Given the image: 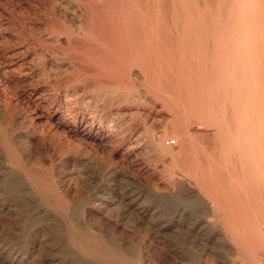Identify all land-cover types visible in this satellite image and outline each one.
<instances>
[{"label": "bare ground", "instance_id": "obj_1", "mask_svg": "<svg viewBox=\"0 0 264 264\" xmlns=\"http://www.w3.org/2000/svg\"><path fill=\"white\" fill-rule=\"evenodd\" d=\"M81 1L76 0L81 9V20L75 29L61 20L49 31L54 40L58 41L59 37H66L69 51L62 48L52 51V48H38V46L36 48L34 46L33 55L40 71L37 74L32 73V69L30 72L22 71L23 63L21 61L22 64L18 63L15 60V53L5 55V57L8 56V59L5 63L0 62V79L3 82L5 80V83L10 82L12 88L15 89L14 95L17 98L15 97L13 106L21 109L24 119L30 127L29 135L39 140L42 145L51 140L58 141L60 152L67 158H72L75 164L72 170L78 173L85 163L92 159L103 158L105 152L109 161L113 159L122 161L135 159L137 161L138 156H144L142 152L149 155L155 149V158L165 160L163 157L171 153L165 129L156 134L147 125L142 132H139L140 130L137 131L134 125L135 118L132 114L121 110H109L110 112L106 113V110L103 112L104 110L100 109L101 106H106L104 102L109 103L107 106L115 108L119 107L120 102L127 106L137 102V98L135 99L132 94L134 89L121 84L119 78L123 73L122 68L126 69L124 73L129 74L133 66L138 67L147 86L145 91L150 92L160 102L162 108L171 112V121L177 133L181 131L186 116L197 121L200 127L202 123L216 128L220 135L218 140L225 144L223 146L224 160L229 168L224 166L225 168L219 171L212 163L211 157L206 156L210 168L206 174L201 171L212 182L219 176L224 179L232 178L244 181L243 188L232 189V191L240 190L239 193H244L247 196L246 202L252 208L248 218L253 221V226L238 228L231 225L230 230L236 236H243V238L232 241L239 246L238 249L243 247L242 244L251 246V251H254L255 255L251 256L254 261L250 264H264L262 258L264 223L258 222L259 217L264 215V0H102L109 11L107 15L100 13L94 4L81 5ZM13 11L15 10L13 9ZM35 36L37 37V35ZM17 38L19 37L17 36ZM50 42L52 43V41ZM2 43L4 45V42ZM45 51L49 52V60L46 58ZM58 51L61 52L62 57L56 55ZM84 57L91 64L93 63L90 71L76 67L78 64H88V60ZM64 62L74 63L71 76L66 80L52 78L54 73H60L58 72L60 64L64 65ZM101 62H108L110 66L114 65L116 70L111 72L104 69ZM16 68L19 69V72L18 76L14 77L16 74L13 76V73ZM67 71L65 66L62 72L67 73ZM39 76L43 83L41 85ZM87 83L90 84L88 90L93 96L89 97L87 92L86 96L88 97L86 98L80 95L79 87ZM47 86L52 89H42ZM82 88L80 87V90ZM84 94L86 93L84 92ZM4 98L6 97L0 98V100L6 106H11L10 99ZM92 99H94V104H90L89 100ZM18 116L20 117L19 114ZM21 118L23 117L21 116ZM11 125L12 118L10 114H6L0 129L5 135L10 164L16 166L27 176L30 184L44 196L46 201H50L51 204L67 213L70 209V202L65 196L66 191L64 192L57 184L56 174L53 175L49 169L42 170L38 167L28 166L27 162L31 158L38 160L40 155H31L30 151L28 154L26 153L27 155H23L17 152L18 149L17 151L13 149L10 134ZM186 135L185 141L189 143L190 149L193 137L190 132ZM183 145L180 144L178 150L171 154L172 158L179 163L187 160V157L183 159L182 156ZM199 156L201 155L199 154ZM146 159L148 160L147 156ZM105 165L107 166V164ZM198 169V162H192L184 167V170L189 171L190 174L191 172L195 173ZM116 174L117 169L110 171L114 183L102 191L100 199L104 200V198L118 195L119 202H127V209L136 211L144 200L142 193L136 191V187L130 183V185L127 184L126 192L120 195V191L117 190L119 182L115 180L116 178L113 179ZM1 175L0 193L13 201L12 207L17 206L16 209L26 213L24 214L25 226L29 227L34 219L28 215L31 207L28 188L16 171L2 170ZM201 177L203 176L201 175ZM212 182L207 186V192L221 194L224 189ZM225 191L227 195L230 194L229 189ZM207 202L212 203L213 206L218 205L219 207L220 205L222 208L219 199L209 198ZM163 215L164 212L144 215L139 211L136 212L137 226L147 222L153 243H156V248L153 247L156 254L145 259L139 248L135 255L139 239L137 241L136 238L132 244L134 249L131 250L132 246L118 242L113 233L106 234L88 226L87 228L81 227L75 223L66 231L67 243L61 237H56V241L65 257L75 258L76 256L68 248V244H71L76 247L79 253L96 258L98 264H181L178 259H181L183 255L190 261H195L194 255L187 253L184 249L178 253L174 252V256H171L172 261L168 259L169 255L165 250L167 240L170 241V225L167 224ZM43 221L46 220L40 219L39 221L40 229L48 235H55L57 228L52 224L44 228ZM135 231L132 230L133 233ZM176 231L178 234H174L172 237L178 240H181L179 239L180 235L189 234L185 231ZM136 232L137 236L141 234H139L141 232L139 230ZM172 232L175 233V231ZM199 240H196L197 244H199ZM180 242L184 243V240ZM259 252H261L260 255ZM134 255L140 261L139 263L133 259Z\"/></svg>", "mask_w": 264, "mask_h": 264}, {"label": "rangeland", "instance_id": "obj_2", "mask_svg": "<svg viewBox=\"0 0 264 264\" xmlns=\"http://www.w3.org/2000/svg\"><path fill=\"white\" fill-rule=\"evenodd\" d=\"M13 1L0 0V4L2 3L0 5V43L4 42L5 47H7L5 48L3 43L0 44V48L2 47V49H0V60L2 59L0 62L5 63L6 59H8V56L5 57V55H8L9 53H15V60L18 61V63L20 61L23 63L24 67H21L22 71L30 72L32 69L31 72L37 74L40 71L38 68V64H36V58L33 55L34 46H36V48L37 46L38 48H52V51H56L59 48L69 51V46L67 44L66 37H59L58 41L54 40V38L50 35L49 31L52 26H55V24L59 23L61 20H64L67 24L71 26V28L75 29L80 23L79 21L81 20V9L78 6V2H76V0ZM81 2V5L87 4V6H89V3L94 4L95 7L100 11V13H104L103 15L109 14V11L106 8V4L102 0H82ZM68 3L69 5H67ZM13 9L15 11H13ZM21 21L23 22L21 23ZM49 21L51 22L48 23ZM49 26L50 28H48ZM15 29L16 31H14ZM34 34L37 35V37ZM17 36L21 39L18 40L19 38H17ZM28 40L30 41L28 42ZM18 41L19 43H21H17ZM50 41H52V43ZM60 53L61 52L58 51L56 55L62 57V54ZM31 55L34 57H32ZM45 55H47L46 58L49 60L50 57H48V51H45ZM30 59L33 61H31ZM84 59L88 60L85 57ZM87 62L88 64L75 65L76 67H80L82 69L84 68L86 70L88 69V71H90L89 69L93 67V63L91 64L89 60ZM101 63L103 68L108 69V71L112 72L116 70V67L114 65H108V62ZM60 65L62 67H60L58 71L60 73H57L58 75L54 73V75H52L51 77H57V79L66 80L69 76H71V72L74 69V63L64 62V65L63 63ZM65 66L68 69L67 73L62 72ZM47 67H49V64H47ZM18 70L19 69L16 68V71L13 73V76L16 74L14 77L18 76ZM122 72L123 73L120 75L119 80L121 84L130 86L134 89L132 94L135 99L137 98V102L133 103L131 106H127L120 102L119 107H116L117 109L112 106H107L109 103L107 104L106 102H104L106 106L100 105V109L104 110L103 112H105L106 110V113L110 111L121 110L122 112L129 113L130 115L132 114L135 118L134 125L136 126L137 131L140 130L139 132H142L144 127L147 125L150 126L153 133L156 134L160 133L161 130L165 129V134H167L168 136L167 142L170 146L171 153L163 157L165 158V160L162 158H155L154 153L156 154V150L154 149V151L150 152L149 155H145L147 153L142 152L144 156H138L136 158L138 159L137 161L135 159L133 161H122L121 159H113L109 161L106 158L107 153L105 152L103 153L104 155L102 154L104 156L103 158L95 160L92 159L85 163V165L80 168L79 173L75 170H72L75 165L72 158H67L66 155L64 156V154L60 152L61 150L58 141L51 140L52 142L48 141L45 142V145H42L39 140L29 135L30 127L25 121L21 109L19 107L13 106V104L15 103V97L17 98V96L14 95L15 89L12 88L13 86L12 84H10V82L5 83V80L3 82V80L0 79V98L6 97L7 100L10 99L12 103L11 106H6L5 103L0 100V102L2 103V105H0V125L2 124L3 119L6 117V114H10L12 118L10 134L13 149L15 151H17L18 149L17 152L23 155H27L29 151L31 152V155H40V159L38 160L31 158L27 162L28 166L38 167L42 170L49 169L53 175L56 174L55 179H57V184H59L60 188L63 189L64 192L66 191L65 196L67 197V199H69L68 201L70 202L69 211L67 213L63 212L58 206L51 204L50 201H46L44 196L39 194L35 190V188L30 184L27 176L24 175L20 170H18L16 166L10 164V156L8 152L7 142L5 141V135L4 132L0 129V177L2 176V170H13L19 173V176L21 177L22 181L30 192L29 198L31 202V207L29 208L28 215L34 219V222H32L29 227L25 226L24 214L26 213L22 212L20 209H16L17 206L12 207L11 204L13 201L7 199L6 195L0 193V247L2 248H0V264H98V260L96 258L79 253L76 247L71 244H68V248L72 252H74V254L76 255L75 258L65 257L62 254L60 245L56 241V237H61L64 242H66V231L68 228L73 227L74 223L78 224L81 227L85 226L87 228L88 226L94 230L102 231L106 234L113 233L115 239L118 242H120L121 244L130 245V247L132 246L131 250L134 249L132 244L137 238V241L139 239V243L137 244L138 247L136 246L135 248V255L137 254L139 248L144 259L149 256L151 257L156 254V243H153V238L150 234L147 222L144 224H140L139 227L137 226L138 222L136 221L135 217L136 212L138 211L143 215L152 214L155 212L157 214H161L162 212H164L163 217H165L164 219H166L167 224L170 225V241L167 240V247L165 250L166 254L169 255V260H171V256H174V252L178 253L181 249H184L187 253L194 255L195 261H190L189 259L185 258V255H183L182 258L185 259H178L181 261V264H248V262L249 264L253 263L254 260L251 258V256H254L255 253L254 251H251V246H249V244H242L244 248L242 247L238 249L239 246L235 244L232 240H238V238H243V236H236L233 231L230 230L231 225L237 224L241 226L244 224H250L252 222L251 219H235L234 216L238 214L235 209L239 206L234 205L231 202H226L228 198L233 199V197L230 196L226 199L223 193L217 195L215 193L212 194L207 192V186L212 181L207 179L204 175L207 173L206 171H208L210 168V165L207 163L206 156L211 157L212 163H214V166L218 169L221 168L220 166L223 164L225 158L223 150V146H225V144H223L224 142L218 140L220 135L217 133L216 128L204 125L202 123L200 127L197 121L186 116L181 126V131L177 133V131L175 130V126L171 121V112L168 109L162 108L160 102L156 100L150 92L147 93L145 91L147 86L144 83V78L141 74V70L138 67L133 66L129 74L124 73L126 72L125 68H122ZM39 79L38 80L40 81V85L43 84L40 76ZM9 85L11 88L9 87ZM80 87L83 88L80 90ZM80 87V95L86 98L88 96H93V94H91L88 90L90 88V84L87 83L84 86ZM9 89L12 90L10 91ZM42 89L50 90L52 89V87L47 86L46 88L42 87ZM85 89H87L88 91H84ZM84 92L86 94H84ZM87 92L89 94L88 96H86ZM117 95L119 96V94ZM114 96L115 98H117L116 95ZM89 101L90 104H94V99ZM18 114L20 115V117L18 116ZM21 116L23 118H21ZM191 119L193 122L191 121ZM188 132H190L193 137L190 149L188 147L189 143L185 141L187 138L186 134H188ZM215 135H217L218 138ZM204 142L207 143L205 144ZM180 144H184V148L182 151L183 159L187 157L186 162L184 161L183 163L176 162L171 155L178 150ZM218 149L221 150L219 151ZM47 151L48 153H46ZM199 154L201 156H199ZM146 156L148 160L146 159ZM104 159H106L107 161ZM159 159L160 161H158ZM118 162L120 163V165ZM192 162H198L199 166L198 171H196L195 173L191 172L193 176L190 174L189 171L184 170V167H186L187 164H190ZM105 164H107V166ZM206 165L207 167H205ZM43 166L46 168H44ZM110 169H117V174L115 175L116 177H113V179L116 178L115 180L119 182V187L117 186V190L118 192L120 191V195L126 192L125 190L127 188V184L130 185V183L131 185L133 184L136 187V191L142 193V197H144V200L140 203L139 208L136 211H131L129 208L127 209V202H119L118 195L112 198H104V200H102L103 198L100 199L102 191L106 190L114 183V180L111 179L112 175L110 176ZM201 170L204 171V174ZM201 175L203 177H201ZM90 176H92L93 178ZM218 183L219 179H215L212 182V184L215 185ZM69 189L70 191H68ZM210 194L212 197L210 196ZM217 197L222 199L220 203L222 208L220 207V205L219 207L218 205L213 206L212 203L207 202V199H215ZM114 198L117 199L115 200ZM242 207H244V209H249L250 211V208L247 205ZM244 209H242L241 211H243ZM115 214L117 215L114 216ZM242 214H245V210ZM40 219L46 220L43 221L44 228H47V226L52 224L57 228V233H55V235H48L45 231H42L40 229L41 225L39 224ZM113 220H115L116 222H113ZM260 223L262 224V222ZM132 230H139L141 231L139 232V234H141L137 236V232L135 231L133 233ZM176 230L185 231L189 234L180 235L179 239L181 240H178L172 237V235L178 234ZM172 231H175V233ZM197 239L201 240H199V244L196 243ZM182 240H184V243L180 242ZM260 253L261 252H259L258 254L260 255ZM135 255L133 259L139 263L140 261L136 258ZM262 257L264 258V255Z\"/></svg>", "mask_w": 264, "mask_h": 264}, {"label": "crops", "instance_id": "obj_3", "mask_svg": "<svg viewBox=\"0 0 264 264\" xmlns=\"http://www.w3.org/2000/svg\"><path fill=\"white\" fill-rule=\"evenodd\" d=\"M224 166H227L229 168V166L225 164V160L223 161V164L220 166L221 168H219V169L217 168V169L219 171H221L222 169L225 168ZM216 179H219V183L216 184V185L219 188L224 189L223 191H221V193H223L225 195L226 199L228 197H230V196L233 197V199L228 198V200H226V202H228V203L231 202L232 204L239 206L238 208L235 209V211L238 212V214L235 215V216L233 215L235 217V219H237V218H244V219L248 218V215L250 214L252 208L246 202L247 196L244 193H239L240 190L239 191H232V189L236 190V189H239V188L240 189L243 188V186L245 184L244 181L243 180H238V179H232V178L224 179V178H221L220 176L218 178H216ZM226 189H229V191H230L229 195L226 194V191H225ZM217 195H220V194H217ZM217 199H219V203L222 201V199H220L218 197L215 198V199H212V200H217ZM245 205H247L250 208V211H249V209H244V207H242V206H245ZM242 209L245 210V214H242L243 211H244V210L241 211ZM258 222L259 223L262 222V224L264 223V215L259 217ZM233 226L234 227H238V228H250V227L253 226V221L250 224H244V225H241V226H239L237 224L236 225L233 224ZM263 255H264V253H263ZM263 260H264V258H263Z\"/></svg>", "mask_w": 264, "mask_h": 264}]
</instances>
